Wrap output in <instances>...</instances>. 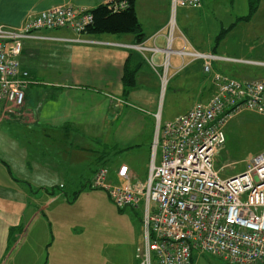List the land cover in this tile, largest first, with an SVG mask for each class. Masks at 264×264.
<instances>
[{
	"label": "crops",
	"instance_id": "0c3cea01",
	"mask_svg": "<svg viewBox=\"0 0 264 264\" xmlns=\"http://www.w3.org/2000/svg\"><path fill=\"white\" fill-rule=\"evenodd\" d=\"M112 1L0 0V26L20 27L28 19L53 6L65 5L92 11ZM201 2L200 7L178 8V38L174 47L213 54L219 59L211 62L212 70L206 73L203 59L172 56L167 88L170 94L173 91V106L178 108L177 113L169 117L160 111L167 88L161 94L158 72L146 58L149 54L143 55L132 46L142 41L152 43V38L161 33L155 45L165 47L164 35L170 18L171 0H136L141 39L135 33H125L83 35V41H77L78 36L71 29L56 28L34 31L36 37L23 40L19 60L20 70L27 73L25 103L21 108L8 104L0 110V192L10 194L8 201L14 208L33 210V215L26 221L27 231L30 237L41 239V251L43 243L50 239L56 245L55 237L49 232L59 229L65 218L51 210V218H44L35 210L63 205L66 192L70 189H74L73 195H77L85 187H90L96 171L104 166L101 158L91 154V144L100 146L99 150L103 148L105 152H132L140 145L136 144V136L127 133L125 128L130 123H155L145 145L148 167L144 179L129 161L114 168L104 166L109 169L111 179L116 177L121 165H127L132 182L144 181L149 171L157 122L163 126L187 113L195 103L209 101L216 91L215 73L240 81L264 80V57L258 54L264 49V21L254 19L244 23V38L232 39L237 28L235 18L250 12L248 0H244L247 4L238 10L233 6L234 0L226 6L212 4L210 11L216 8L218 16L207 11L209 5L205 0ZM254 13L256 16L264 15V0H259ZM227 22L235 27L225 29L227 32L222 40L219 35ZM163 60V54L155 56L158 65L161 66ZM182 63H185L183 67ZM126 72L131 74L134 82V87L127 94L124 86ZM115 123L119 124L115 126ZM121 123L125 131L114 140L113 128L121 126ZM244 123H247L245 127L251 126V123H264V116L244 112L228 123L225 145L214 161L221 177L238 174L234 161L223 162L222 154L228 150L229 126H232L231 131L234 128L235 134ZM229 153L227 151L226 155ZM156 161H161L160 150ZM245 168L246 165L240 172ZM82 180L85 186L81 184ZM11 228L10 231L16 229ZM141 242L142 223L137 247ZM36 253L33 250V254ZM131 261L138 264L136 251Z\"/></svg>",
	"mask_w": 264,
	"mask_h": 264
},
{
	"label": "built area",
	"instance_id": "2783aa9c",
	"mask_svg": "<svg viewBox=\"0 0 264 264\" xmlns=\"http://www.w3.org/2000/svg\"><path fill=\"white\" fill-rule=\"evenodd\" d=\"M111 3L114 10L126 2ZM201 0H171L165 47L151 40L133 45L160 77L164 94L171 77V58L204 60L211 72L213 54L175 48L177 10L200 7ZM90 11L53 6L20 27L0 26V110L25 103L27 73L20 70L22 42L40 29L69 28L83 41L92 24ZM85 41V40H84ZM163 54L158 65L155 56ZM185 63H182L181 67ZM264 65V63H263ZM160 66V72L158 67ZM216 91L207 102H197L185 114L161 126L157 122L147 178L132 182L127 165L110 178L107 167L96 171L91 188L104 189L120 209L141 211L142 242L136 249L138 264H193L195 253L219 256L229 264L264 262V151L250 157L243 172L221 177L215 157L226 142L225 128L236 116L252 112L264 116V80L240 81L215 73ZM158 117V116H157ZM161 161L157 163V152Z\"/></svg>",
	"mask_w": 264,
	"mask_h": 264
},
{
	"label": "rangeland",
	"instance_id": "374dc122",
	"mask_svg": "<svg viewBox=\"0 0 264 264\" xmlns=\"http://www.w3.org/2000/svg\"><path fill=\"white\" fill-rule=\"evenodd\" d=\"M205 2L209 5L207 11L214 16L218 15L216 8L213 7L210 11L212 4L213 6L218 3L223 6L230 4V0H205ZM245 4L247 3L244 0H234L233 6L238 10ZM248 14L249 11L246 15H239L235 18L234 25H237V28L235 36H232L233 41L244 38L242 30L244 23L254 19L264 21V15L256 16L255 13H252L246 20L245 17ZM225 24L227 25H224V29L221 30L220 38L226 34V30L230 26L228 22ZM235 26H230V28ZM224 39L225 37L222 40ZM259 52L258 54L264 57V49ZM167 91V96L163 97L160 104V111L169 117L177 113L178 107L173 106L175 105V100L171 99L173 91L171 94L170 89L167 88ZM118 124L115 123V126ZM122 124L117 128L114 126V140L126 130L130 135L136 136L135 140L138 142L136 144L140 145L139 147H136L132 152L120 153L109 150L105 152L103 148L99 150L100 146L91 144V154L101 158L100 162L108 168H114L115 165L129 161L144 179L148 167L145 145L147 141L149 142L155 123H130L125 130L122 129ZM244 125L247 123L240 125L235 134L234 128L231 131L232 126H229L226 144L228 150L222 154L223 162L234 161L236 173L244 169V165L251 156L264 151V123H251V126L248 127ZM233 127L236 128L234 124ZM227 151L230 152V155H226ZM96 161L99 163V159ZM81 184L85 186V181L82 180ZM73 191L74 189H70L69 192H66V202L63 205L55 204L48 209L35 210L44 215V218H51L50 210L65 218V222L59 229L49 232V235L55 237L56 245L53 244V239H50L46 244L43 243L42 251L40 248L41 239L30 237L27 231L26 221L29 216L33 215V210L14 208L8 201L10 194L0 192V264H133L131 257L135 255L141 235V211L120 209L104 189L85 187L77 195H73ZM11 226L16 229L10 231ZM33 250L37 251L36 255L33 254ZM193 264L229 263L221 257L209 253H195Z\"/></svg>",
	"mask_w": 264,
	"mask_h": 264
},
{
	"label": "trees",
	"instance_id": "16d2710c",
	"mask_svg": "<svg viewBox=\"0 0 264 264\" xmlns=\"http://www.w3.org/2000/svg\"><path fill=\"white\" fill-rule=\"evenodd\" d=\"M116 2H126L124 9L114 10L111 6L113 3L100 5L91 12L93 16L92 24L88 25L84 34L86 36H97L101 34H125L135 33L138 38H142L141 26L138 22L135 10L136 0H116ZM259 5V0H249V14L246 20L254 13ZM125 94H127L134 82L131 74L124 75Z\"/></svg>",
	"mask_w": 264,
	"mask_h": 264
}]
</instances>
